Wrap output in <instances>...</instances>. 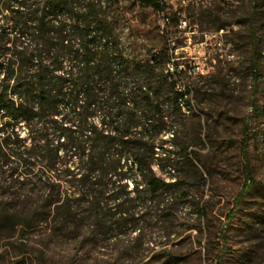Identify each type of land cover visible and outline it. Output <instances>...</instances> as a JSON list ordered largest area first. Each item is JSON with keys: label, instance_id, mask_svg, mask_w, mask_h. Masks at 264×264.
Returning a JSON list of instances; mask_svg holds the SVG:
<instances>
[{"label": "trees", "instance_id": "1", "mask_svg": "<svg viewBox=\"0 0 264 264\" xmlns=\"http://www.w3.org/2000/svg\"><path fill=\"white\" fill-rule=\"evenodd\" d=\"M148 7L163 14L162 29L138 20ZM166 8V0H0V229L42 226L82 248L121 244L120 259L134 264L184 260L167 248L182 228L177 220L192 216L185 230L202 233L212 214L208 169L183 130L187 95L203 75L179 62L169 42L185 7ZM154 29L159 45L150 43ZM250 44L243 180L222 215V244L248 198H264L250 153L264 139L256 26ZM143 243L156 247L143 255Z\"/></svg>", "mask_w": 264, "mask_h": 264}, {"label": "rangeland", "instance_id": "2", "mask_svg": "<svg viewBox=\"0 0 264 264\" xmlns=\"http://www.w3.org/2000/svg\"><path fill=\"white\" fill-rule=\"evenodd\" d=\"M258 2L166 0L167 14L181 6L186 11L180 24L169 27L174 56L203 75L192 85L194 92L187 95L191 110L183 109L186 112L183 130L194 136L190 147L199 152L208 169L203 192L205 199L210 196L207 206L212 209L209 224L203 225L202 233L185 230L187 225L194 224L192 216L177 220L182 228H176V234L170 235L167 248L184 260L173 264H264V223L253 218L264 215V198L249 197L244 203L246 209L227 227L225 243L219 240V233L225 229L222 215L232 207L243 180L239 151L241 120L250 114L254 100L249 71L250 32L256 26L258 34L264 37L261 28L264 3ZM137 18L147 27H164L163 14L149 7L141 8ZM219 25L224 26L218 28ZM159 34L154 29L151 44H160ZM261 66L264 75V59ZM260 89L262 94L258 93L256 99L262 104L264 81ZM250 153L254 175L264 182V139L254 141ZM134 235L132 232L129 236ZM143 237L149 234L144 233ZM120 245L82 248L67 235L42 226L24 231L0 229V264H134L120 259V253L124 252ZM142 246L143 255L151 254L156 247L150 243Z\"/></svg>", "mask_w": 264, "mask_h": 264}]
</instances>
